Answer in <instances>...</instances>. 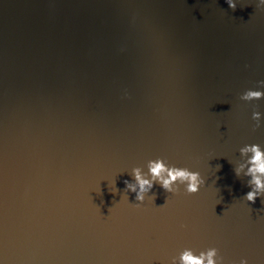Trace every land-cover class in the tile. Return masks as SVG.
I'll return each instance as SVG.
<instances>
[{
  "label": "water",
  "instance_id": "95a60500",
  "mask_svg": "<svg viewBox=\"0 0 264 264\" xmlns=\"http://www.w3.org/2000/svg\"><path fill=\"white\" fill-rule=\"evenodd\" d=\"M260 81L256 0H0V260L167 264L216 247L264 264V196L246 201L234 171L240 147L264 148V99H240ZM158 157L205 185L127 199L131 169Z\"/></svg>",
  "mask_w": 264,
  "mask_h": 264
},
{
  "label": "clouds",
  "instance_id": "9594fccd",
  "mask_svg": "<svg viewBox=\"0 0 264 264\" xmlns=\"http://www.w3.org/2000/svg\"><path fill=\"white\" fill-rule=\"evenodd\" d=\"M225 3L229 8L235 10L238 0H225ZM256 6L257 8L264 7V0H256ZM259 84L261 88H264V81H260ZM240 99L246 102L264 99V90L247 89L241 94ZM252 119L259 126L260 122L264 120V113L253 111ZM239 153L243 159L235 166L234 171L237 177L249 178L247 185L250 191L245 194L244 199L255 203L258 197L264 196V148L256 143L245 144L240 147ZM146 167L147 171L142 167L132 168L130 172L132 180L124 181L125 197L128 199L127 193L129 192L135 193V200L139 202L138 204L145 202L147 194L157 184L172 194H178L181 186H183L184 192L196 194L205 185V179L199 171L171 165L164 158L150 159ZM220 167L218 165L217 170ZM116 191L114 182V190L111 192L115 193ZM151 196L154 202L156 196L154 193ZM165 203H167V199ZM0 264H4L3 260H0ZM167 264H225V260L216 247H208L199 251L192 247H185L178 255L171 256ZM238 264H249V260L247 257H241Z\"/></svg>",
  "mask_w": 264,
  "mask_h": 264
}]
</instances>
